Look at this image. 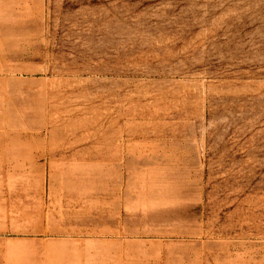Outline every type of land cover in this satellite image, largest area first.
<instances>
[{"label": "rangeland", "instance_id": "rangeland-1", "mask_svg": "<svg viewBox=\"0 0 264 264\" xmlns=\"http://www.w3.org/2000/svg\"><path fill=\"white\" fill-rule=\"evenodd\" d=\"M0 264H264V0H0Z\"/></svg>", "mask_w": 264, "mask_h": 264}]
</instances>
